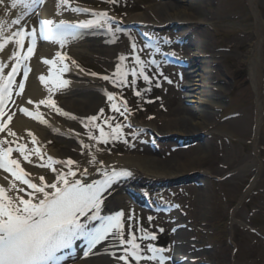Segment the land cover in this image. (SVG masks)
Wrapping results in <instances>:
<instances>
[{
	"label": "rangeland",
	"instance_id": "1",
	"mask_svg": "<svg viewBox=\"0 0 264 264\" xmlns=\"http://www.w3.org/2000/svg\"><path fill=\"white\" fill-rule=\"evenodd\" d=\"M139 1L145 5L155 6L158 2L164 0ZM87 2L88 4L94 3L95 7L99 9L109 6L115 8L113 10L116 17L115 23L111 21L110 24L124 32L123 38L127 39V42L133 41L132 43L137 45L138 51L136 54L140 55L141 59L150 62L153 61V58H158L156 54H151L150 51L144 48L135 25L123 24L127 18L124 15L125 1L118 0L115 4L112 3V0H88ZM127 2L129 3L130 1L127 0ZM261 2L263 1L261 0ZM200 3L201 5L196 7L197 13L195 16L198 18L206 17V19L211 17L217 22L216 25H208L202 28L203 41L202 46H200L202 58L207 61L206 65L209 68V61L213 59L216 53L218 57L222 56L220 65L216 62L211 64L214 67L211 74L219 75V79L222 80L221 84L226 87L225 91H222V96L227 107L214 119L215 123L211 124L213 132L210 134L198 130L190 133H187L188 131L177 132L175 133L177 134L176 136L171 135L169 139V134L173 133L166 132L168 127L163 128L161 123H158V126L161 127L160 130L154 129L156 133L152 132L153 128L146 125L142 119L147 114L152 115L159 111L156 98L159 94H162V88L166 87L165 92H163V94H166L163 104L168 107L193 104L189 101L193 97L189 96V94L186 95L187 92L192 93L193 90L188 85L185 86L183 82L175 79L177 73L171 67L164 65L154 67L152 63H146L144 70L145 74L153 79L151 85L144 81L143 76H138L136 84L132 86H117L108 80V85L114 88V91L111 90L110 93L113 94L114 99L121 93L127 102L128 111H125L122 104L119 107L120 112L124 113L123 116L119 112H113L111 104L114 103V100L109 101L107 99L100 108L104 110L103 116L88 127H85L88 122L83 120L85 124L75 138L76 142L80 140L84 143L83 145L89 146L85 148L81 144L83 153L87 154L92 151L103 152V149H108L112 152L110 156L114 154H129L126 146H128L127 142L131 140V142L140 145L141 149L139 152L141 154L157 156L163 161L165 168L176 171V176L165 178L155 186L145 185L146 183L139 184L133 181V183H130V189L125 188L122 191L123 195H127L123 202V226L127 221L134 229L133 232L127 230L125 238L128 240L131 238L129 233H135L136 242L140 244L143 255H151L145 249L149 244L153 245L152 243H156L153 245L156 248L165 249L164 254H170L172 244L175 242L173 226L176 222L174 220L169 222L171 216L169 212L158 213L143 210L136 203L133 195L141 198L147 195L146 191H148V188L150 189L148 191L149 195L152 189L160 188L162 185H171L172 187L165 189V196L168 198L165 197V199L168 202L164 203V205L169 206V209L173 208V204L169 202L174 201L178 204L180 212L183 210L188 214L182 219L183 221L186 220L188 225H190V227L184 229L189 233L187 235L190 237V241L198 247L196 249L200 253L210 250L200 256L203 264H233L234 261L260 264L261 261L258 258V254L264 250V233L261 231L264 227V184L261 181H255L254 169L248 162L251 161L250 158L258 154L261 158L259 160L264 163V118L258 129L256 122V91L250 75V66L245 60L240 62L238 57L250 46V39L255 36V15L248 0H202ZM219 7L223 8L219 10ZM141 10L148 14V19H155L156 11L152 14L147 8ZM260 11L264 15V3L261 4ZM159 19L162 21L164 17ZM212 26H215L217 31L213 30ZM188 28L189 25L185 21H179L168 26L162 25L156 30H160L164 34L165 32L169 33V35L172 34L173 37L176 36L178 38L176 41L177 45L184 48L187 53L188 50L195 49L192 41L196 39L195 33H192L191 36L183 34L185 29ZM102 34L105 36L100 38L107 39L108 44H112V32H102ZM235 39H242L241 43L243 45L233 51L230 45ZM90 41L91 39H88L85 42L89 43ZM131 52L118 53L110 66H105L101 54L92 49L83 52L78 58L86 64L83 69L90 73H96V76L101 78L109 76L113 68L119 65L121 71L124 68L127 70V79L131 81L133 79L129 71L133 66ZM121 55L128 57L123 63L119 60ZM136 67L137 72H139L140 66L137 65ZM160 72L163 73V76H158ZM164 77L170 79L172 83H168ZM157 78L159 87L156 86ZM146 88L151 90L145 92ZM135 91H140L141 96H136L134 94ZM219 91L216 90V92ZM64 98L63 94L59 96L60 100ZM10 108L12 107L10 106ZM130 110L139 114L134 120L133 118L131 119ZM98 113L99 111L96 114ZM241 113L246 114L250 125L248 128L239 131L230 120ZM49 117L52 118V121L54 120L57 126L65 125L66 123V117L61 112H52ZM106 117L113 118L111 120L113 127L117 123L124 126L118 133H113L108 124L104 123ZM97 124L104 128L107 143H97L95 140L90 139L91 136L99 137L100 135L99 129L95 127ZM188 127V125L184 126L186 129ZM89 128H91V131H89ZM257 130L261 132L262 146L255 144ZM137 133L143 136H138L139 139H137V136H135ZM49 138L50 146L55 149L63 148L72 139L71 136L59 130L53 131ZM170 143H173L174 147L172 148L175 150L197 147L198 154L195 156L196 159H186V157H184L185 159H177L178 157L173 154L170 145L168 146ZM118 147L125 150L121 151ZM240 153L249 159H242L241 161L236 159V155ZM225 155H231L235 159H224ZM47 157L49 156L47 155ZM243 161H248V164L243 163ZM220 165H225L223 171L217 170ZM185 182V185L173 186L174 184ZM130 215H134V219L131 221L128 219ZM149 217L152 218L151 221H149ZM161 228L163 232L159 231ZM141 229L146 230L149 235L154 234L158 239L141 240L140 237L144 235ZM187 240L184 238L181 241L185 242ZM185 243L188 245H184L186 248V251L183 249L184 253H189L193 245L188 242ZM126 247L131 251V245H126ZM121 253L123 252L121 251ZM159 254L161 253H157V256ZM115 259L125 264L124 261L117 259V257ZM149 262L158 263L157 260L142 259L139 264H147ZM166 263L172 264L170 260L166 261ZM130 264H137V262L130 257Z\"/></svg>",
	"mask_w": 264,
	"mask_h": 264
},
{
	"label": "bare ground",
	"instance_id": "2",
	"mask_svg": "<svg viewBox=\"0 0 264 264\" xmlns=\"http://www.w3.org/2000/svg\"><path fill=\"white\" fill-rule=\"evenodd\" d=\"M87 1L88 0H69V3L72 8H74V6H80L85 9L87 8L91 12L96 11L95 13L107 11L108 17H95L94 15H90V13L85 14L74 12L66 5H62L60 0H41L39 6L38 4H31L30 7H25L23 3L17 2L15 8L11 6L13 0H3V2L0 3V20L5 22V34L16 30L17 26L12 25L11 20L20 17L22 23H24L28 20L27 18L29 12L35 6H38L37 17L39 19H52L54 22L58 20H72L85 25V31L88 32L87 35L85 34L83 37L63 39L65 41L63 45L59 42H55V47H52L48 43L39 44L34 55L28 60V64H30L33 69L30 76L25 81L24 92L20 96L14 95V100L12 101L13 107L11 112L15 114L13 115L12 121L8 124V128L12 132L16 133V136L13 137L7 135L6 133H0V140L15 141V143L11 145L17 146L25 144L26 150L29 153H31L34 149L39 151V155H30V159L32 161L31 163L25 161L22 156L16 152L11 157L20 161L24 174L29 175L33 183L39 184L40 177H44V181L46 183L54 182L58 172L67 171V167L58 162L66 161L68 158H71L76 162V164L72 165V168L75 170L78 166L81 170L77 172V177L82 175V170L84 168L88 169V175L86 177L88 182H92L95 179L104 176L105 172L110 173L113 169H125L131 172V178L134 182L136 181L139 184L147 183V185L155 186L159 181H163L165 178H173L176 176V171L170 168H165L163 161L157 158V156L141 154L139 152L141 149L139 144L133 143L129 140L127 142L128 146H126L129 154H114L110 156L112 152L108 149H103V152L92 151L91 153L85 154L82 152L81 148V144L83 145L84 143L80 140L78 141V138V142H76L75 137H77L81 128L85 124L83 122V118L95 115L105 101H107V95L111 92V90L114 91V88H111L108 85V80H104L96 75H91L89 71L82 69L81 65H84V63L80 58H78V56H80L83 52L92 49L101 54L105 66H110L115 60V55L118 53L124 54L132 50L131 44L133 42H127V39L123 38L124 32L122 33L118 29L113 30L115 33L112 35H115V37H112V44H108L106 40L100 38H92L89 43L85 42L88 40L81 41L82 39L84 40L85 37V39L89 38L91 31L98 30L101 27L109 25V21L114 19L113 10L115 9L112 6L102 10H94L87 6L89 5ZM123 1H125L126 5L124 6V15H127L126 22L128 20L133 22V24L141 27L143 31L150 30V26L148 24L149 21H153L156 24L168 23V25L179 21H185L187 25H189V28L185 29L183 34L185 36H191L192 33H195L196 35V39H193L192 41L195 45V49H190L187 53L181 51V56L185 58L183 60L185 62V66L176 78L179 80L184 79V85H188L189 88L193 90L192 93H186V95L189 94V96L191 95V97H193L189 100L193 104L176 107L165 106L163 102L166 98V94H163V92H165L166 87H163L162 94H159L156 98L158 100L156 103H158L157 109H159V111L153 115L145 116L143 118V122L146 125L151 126L153 129L160 130L161 127L158 126V123L163 124V128L168 127V131L166 132L173 133L169 134V139L171 135L176 136L177 134L175 133L177 132L182 133L188 131L187 133H190L198 130L204 131L207 134L212 133L213 130H211V124L215 123L214 119L218 117L219 114L227 107L222 96V91H225L226 87L221 84L222 80L219 79V75L211 74L214 69L211 64L216 62L220 65L222 62V56L218 57V54L216 53L213 56V59L209 61L210 67L207 68V61L202 58L200 46H202L203 41L202 28L208 25H216L217 22H215L211 17L210 19H206V17L198 18L195 16L197 13L196 7L197 5H201L200 2L202 0H164L158 2L155 6L145 5L139 0H129V3L127 0ZM262 1L263 2H261V0H248V3L255 15V36L251 39L249 37H245L250 39V46L243 52L241 51L242 53L238 55L240 62L245 60L250 66V75L256 91V122L258 129L260 128V124L264 118V15L260 11V6L264 3V0ZM144 8H147V10H149L152 14L156 11L157 13L154 16L155 19H148V14L141 10ZM193 8L195 9L193 10ZM221 8L219 7V10H221ZM161 17H164V20L161 21V19H159ZM39 19L27 28L37 27ZM212 28L217 31L215 26H212ZM155 37L156 42H160V35L155 33ZM241 40L242 39H235L230 45L231 50L235 51L237 48H241L243 45ZM13 51H16V45L11 42L8 43L3 50H0V62L9 65V67L4 70L3 74L5 76L7 72L10 71L12 63L10 57ZM58 52L65 54L68 58L64 61V64L70 67V71L62 73L58 70L60 67L59 64L52 65L43 62L44 60H57L58 57L56 54ZM72 60H75L76 64H72ZM81 69L83 71H81ZM115 71L116 68H113L112 73L109 76H112ZM125 72H127V70L124 68L121 73L123 74ZM51 73L59 74L60 79H52ZM41 76L45 78L44 81H41ZM60 80H67V85L62 86L60 84ZM216 90L220 91L216 92ZM61 94L65 96L63 100L59 99ZM48 98H51L55 102V105L61 110L60 112L65 115V125L57 126L54 120L52 121V118L49 117L50 113L57 112L54 108L44 105H40L39 108L36 107V103L42 99ZM121 98L123 97L120 95V97H118L119 101H115L114 103L117 105L121 104L123 101ZM28 100H32L36 103L28 104ZM20 108H28L32 113V116L20 112ZM7 112L8 108L6 114ZM130 113L134 120L137 113L134 111H131ZM38 115L41 116L42 119H36L35 117ZM230 122L233 126H236V129L239 131L244 128H248L250 125L245 113H241L232 118ZM187 125L189 126L187 128L188 130L184 128V126ZM55 130H59L71 136V142L59 149H55L50 146L49 135H51ZM29 133H32L35 136L38 143H32V136H30ZM135 136L139 139L138 136L142 137L143 135L137 133ZM255 144L258 146L263 145L261 142V132H259V130L256 132ZM11 145H0V147H8ZM169 145L171 146L173 143L168 144V146ZM119 149L121 151L125 150L123 148ZM45 153H49L51 159L47 158ZM173 154L178 157L177 159H182L184 157H186V159H196L195 156L198 154V148H182L173 151ZM41 156L43 157L42 160L40 158ZM93 156L95 157L94 162L91 161V157ZM224 159L235 158L231 155H225ZM236 159H240L241 161L242 159L249 158L240 153L236 155ZM250 159V162L243 161V163L248 162L254 169L256 177L255 181H261L262 184H264V163L259 160L261 159L260 155L257 154L255 157ZM55 160L57 163L54 164L53 161ZM99 161H103V164H100ZM41 164L44 166H39ZM224 167L225 165H220L217 170L223 171ZM53 169H55V171H53ZM14 171L20 174L19 168H15ZM121 180L114 182L112 187L105 194L104 202L101 206L102 213L114 215L116 212L124 209L123 202L125 201V197H127V195H123L122 193L126 187L120 186ZM13 185L30 191L27 189L26 185H23L19 180H16L11 173L0 169V187H4L6 189V195L10 197L15 196L16 194L13 191ZM20 194L23 195L25 199L28 198L26 192ZM185 223V225H187L186 220ZM177 224H184V222L183 220H180ZM184 228L185 227L179 229L175 236L179 241L186 238L188 240L185 242L191 244L192 242L190 241V237L187 235L188 232H186ZM127 230H130V232L134 231L132 225L126 221L123 226L124 240H127L125 238ZM261 231L264 233V227ZM117 239H119V237H110L107 241L99 244L89 255L84 256L83 253L80 254L79 258L71 264H122L115 258L123 255V253L106 252L108 250L115 251L121 248V246L116 242ZM185 242L183 241V243ZM183 249L186 251L183 244H178L177 248L173 249V253H171L173 258L180 261L179 264L201 263L202 257L200 256L203 255V253L206 254L210 251L206 250L205 252L196 253L194 255L196 258L193 262L188 257H185L186 253H184L185 251ZM100 251H102V253H100ZM258 258H260V264H264V250L259 252ZM147 264L153 263L149 262ZM154 264L158 263L156 262ZM233 264L247 263L234 261Z\"/></svg>",
	"mask_w": 264,
	"mask_h": 264
},
{
	"label": "snow or ice",
	"instance_id": "3",
	"mask_svg": "<svg viewBox=\"0 0 264 264\" xmlns=\"http://www.w3.org/2000/svg\"><path fill=\"white\" fill-rule=\"evenodd\" d=\"M3 0H0L2 3ZM17 2L23 3L25 7H30L31 4H39V0H13L12 7L15 8ZM118 0H112V3H117ZM62 5H66L74 12H88L87 9L72 8L69 0H60ZM94 16L108 17L107 11L101 13H93ZM115 23V21H113ZM11 24L17 26L15 31L4 33L5 22L0 20V50H3L8 43H14L20 48H24V39L26 36H30L31 44L27 47L26 54L18 55L16 51L11 53L10 59L12 60L10 71L6 76L3 74L5 68L9 67L8 64L0 62V133H6L9 136H16V133L12 132L8 128V124L12 121L15 113L8 110L6 114V105L11 101L13 94L20 96L25 89V81L28 78L29 70L25 65L21 69L23 61L30 59L33 54L36 44V29H27L22 23L20 17L11 20ZM45 24L51 31L53 25L52 20H48ZM85 26V25H80ZM73 25H68L65 21L61 20L59 24L55 25L57 30L61 28H70ZM40 36L45 40L51 39L59 42L61 45L65 42L59 35L45 34L43 27L41 28ZM131 55L133 57V66L130 68L131 76L133 79L129 81L127 79L128 73H121L119 65L116 67L115 73L112 76H103L102 79L111 81L117 86H132L136 84V78L143 76L145 82L149 85L153 83L152 77L145 74L144 65L146 63H155V61L146 62L141 59L137 53V45L131 44ZM57 60H44L46 64L56 65L59 64L60 72L70 71L69 67L64 64V61L68 59L65 54L58 52ZM128 57L121 55L119 60L123 63ZM72 64H76L75 60L71 61ZM137 65L140 66L139 72H137ZM78 67V65H77ZM81 71H83L81 69ZM17 74H22V79L16 84L18 91L13 92V85L15 83V77ZM96 75V73H91ZM158 76H163L160 72ZM41 81H44L43 76L40 77ZM168 83H172L170 79L164 77ZM67 80H60L62 86L67 85ZM156 86L159 87V80L157 78ZM150 88H146L144 91H150ZM136 96H141L140 91H135ZM109 101L114 100L113 94L107 95ZM28 104H33L32 100L27 101ZM40 105L54 108L57 113H60V109L55 105V102L51 99H42L36 103V107ZM125 111H128L127 102L124 101L122 105ZM111 110L113 112H119L120 115H124L120 112V107L116 103L111 104ZM20 112L32 116V113L28 108H20ZM103 109L99 110V113L89 117H85L84 120L88 123L85 127H88L93 122L97 121L103 116ZM36 119H42L41 116L35 117ZM112 117H106L104 123L108 124L113 133H118L124 126L117 123L114 127L111 124ZM99 129L100 135L91 136L90 139L95 140L97 143H107L105 139L104 128L99 124L95 125ZM91 131V128H89ZM32 136V143H38L35 136ZM15 141L0 140V145H11ZM88 148V145H82ZM13 152L19 153L22 158L31 163L30 155H39L38 150H33L29 153L26 150V146L20 145L15 148L0 147V169L11 173V175L19 180L23 185L27 186V191L24 188L13 185V191L15 196L6 195V189L0 187V264H63L66 259V251L71 250L77 242L83 244L84 256L89 255L99 244L107 241L110 237L117 238V243L121 246V250L124 253L117 257L125 264H130L131 259L135 260L137 264L139 261L144 260H157L158 264H166V257L163 255L157 256V253H163L165 249L156 248L149 244L145 249L146 252L151 255H143L141 252V246L136 242L135 233H129L130 239H123V222L124 217L123 210L116 212L114 215L104 216L101 214V206L104 202L105 194L112 187L114 182H118L119 179L130 176L129 170L116 171L113 169L111 173L105 172L104 179L94 180L88 182L86 177L88 175V169L82 170V175L77 177V172L81 171L79 167L74 170L73 164H76L71 158L66 161H59L58 163L64 164L67 167V171H60L54 179V182H45L44 177H40V183H33L29 179L25 178L23 168H21L20 161L11 158ZM41 160L43 157H40ZM51 159V158H49ZM91 161H95V157H91ZM103 164V161H99ZM39 166H44L43 164ZM15 168L20 169V174L14 171ZM55 171V169H53ZM26 192L28 198L25 199L20 193ZM128 219L131 221L134 219V215H130ZM149 217V221H151ZM144 235L140 237L143 239L155 240L154 234L149 235L146 230L141 229ZM163 232V229H159ZM126 245H131V251H129Z\"/></svg>",
	"mask_w": 264,
	"mask_h": 264
}]
</instances>
